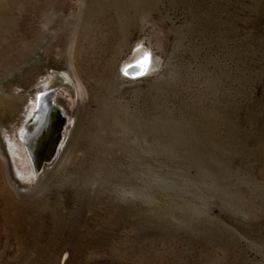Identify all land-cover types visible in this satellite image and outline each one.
<instances>
[{
    "label": "rangeland",
    "instance_id": "1",
    "mask_svg": "<svg viewBox=\"0 0 264 264\" xmlns=\"http://www.w3.org/2000/svg\"><path fill=\"white\" fill-rule=\"evenodd\" d=\"M6 1L0 264H264V0L155 1L108 80L81 50L86 0ZM137 45L148 70L118 78ZM51 90L64 145L34 171L21 135Z\"/></svg>",
    "mask_w": 264,
    "mask_h": 264
},
{
    "label": "bare ground",
    "instance_id": "2",
    "mask_svg": "<svg viewBox=\"0 0 264 264\" xmlns=\"http://www.w3.org/2000/svg\"><path fill=\"white\" fill-rule=\"evenodd\" d=\"M86 1L88 3V7L85 11H83L84 14L81 17V50L83 51L82 53H84L87 64L95 68L100 67L101 69L98 74L103 80H108L113 71V66L120 58L123 57L126 50L130 47V41L135 29L134 24L138 15L140 14L142 16L146 12L147 6L153 4L157 0ZM12 15L9 3L6 0H0V33L5 32L12 27ZM22 30L24 31L25 29ZM69 39L67 40V43L72 44V39ZM150 58V51L144 46L137 45L133 53H131L127 58L121 60L117 77L120 78L125 75L128 77H134L143 74L150 66ZM65 78L70 79L68 75H66ZM82 88L83 86L78 82L77 89L80 94L83 92ZM53 95V90L46 92L44 96L42 93L39 94L37 99L39 102L28 119L27 129H25L24 133L21 135L22 143L26 145L29 153H31L32 166L35 168V170L33 168L34 171L41 170L44 165L50 163L54 158L57 160L60 153H62L60 149L64 145L63 131L67 125V118L62 107L57 108V105L54 104L52 100ZM60 129L61 133H59ZM56 133L58 134V137ZM57 138L62 140L57 150H55ZM0 154L3 155L1 149ZM12 154L15 155L14 149H12ZM41 164L43 165L41 166ZM16 173L18 177H23V173L19 168H16ZM11 184L13 188L16 189V185L13 182ZM13 200L14 199L10 196H7V190L0 186V221L3 223L10 221L8 216L9 210L7 208L10 204L13 205L14 208L16 207V204L14 203L15 200ZM6 204H9L7 205L8 207L5 206ZM50 208L53 210L52 215L54 217V222L56 223L55 225H59L57 228H61V223L65 220L62 217L65 218L66 215L61 214L58 211L56 203L51 205ZM33 209L31 208V211H36L37 215L41 219L47 218L45 215L46 212L44 205L35 206ZM41 235V233L39 235L37 234L36 237L40 238ZM68 245H72L70 240L65 242L63 248L68 247ZM66 256L67 254H65L63 260H65Z\"/></svg>",
    "mask_w": 264,
    "mask_h": 264
},
{
    "label": "water",
    "instance_id": "3",
    "mask_svg": "<svg viewBox=\"0 0 264 264\" xmlns=\"http://www.w3.org/2000/svg\"><path fill=\"white\" fill-rule=\"evenodd\" d=\"M57 108H59V107H57ZM61 129H62V125H61ZM61 129L59 130V133H61ZM56 135H57V137H58V134H57V133H56ZM56 141H57V143H56L55 150H57V148H58V146H59L61 140L57 138ZM39 145H40V144H39ZM34 165H35V162H34ZM42 165H43V164H41V166H42Z\"/></svg>",
    "mask_w": 264,
    "mask_h": 264
}]
</instances>
